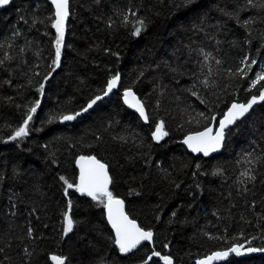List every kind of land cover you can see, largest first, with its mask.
<instances>
[{
	"label": "trees",
	"instance_id": "16d2710c",
	"mask_svg": "<svg viewBox=\"0 0 264 264\" xmlns=\"http://www.w3.org/2000/svg\"><path fill=\"white\" fill-rule=\"evenodd\" d=\"M262 2L69 0L58 66L46 0H16L4 10L0 264H54L52 255L65 264H143L153 251L173 264H196L216 252H228L221 264H264V101L226 132L219 155L193 157L180 144L264 90V81L251 87L264 72ZM138 19L144 27L133 35ZM245 57L256 61L250 70L241 63ZM241 68L247 75L237 73ZM127 89L147 120L126 106ZM96 96L102 99L82 111ZM28 115V134L10 139ZM160 123L168 134L156 141ZM81 156L107 166L109 191L130 219L153 232L151 244L122 256L103 204L75 188L65 195L60 178L77 183ZM248 169L255 179L241 175ZM65 212L74 221L67 235ZM241 245L239 255L230 251ZM156 258L149 264H163Z\"/></svg>",
	"mask_w": 264,
	"mask_h": 264
},
{
	"label": "snow or ice",
	"instance_id": "6c2138e0",
	"mask_svg": "<svg viewBox=\"0 0 264 264\" xmlns=\"http://www.w3.org/2000/svg\"><path fill=\"white\" fill-rule=\"evenodd\" d=\"M52 4L55 7V20L52 24V27L56 29V55L54 64L59 65L60 56H61V46L63 43L64 36V23L66 18L69 15V0H51ZM10 3V0H0V6H5ZM249 4H252V0H248ZM260 7L264 8V2L261 3ZM131 16L135 17L136 13L132 12ZM125 23L129 21V17H124ZM251 21H245L247 25ZM136 25L134 27L133 35H139L144 27L143 20H136ZM18 34V33H17ZM207 55H205V61H207ZM2 63V61H0ZM216 63H220V61H216ZM242 64H246L248 70L251 69V65L255 64V60L249 61L248 57H245L244 60L241 61ZM238 74L247 75V72L244 68L237 69ZM119 80V75L112 77L107 82V90L104 92V95H108L109 92L117 85ZM261 81H264V72H260L256 74L254 80L251 81V87H255ZM202 83L207 86L208 81L204 80ZM43 89V85H41V89ZM194 95L196 93H193ZM101 96H96L95 99L91 100L87 107L82 109V111L86 112L88 109L92 108L94 104L98 100H101ZM124 101L129 107L135 108L140 116L147 120V116L145 115L144 107L140 103L139 100L136 99L134 93L131 89H127L124 92ZM258 101H264V90H261L259 96H253L251 100H249L246 104L241 103H233L228 111L224 114L223 119L219 121V127L215 130L212 127H206L204 131L197 132L193 135H189L185 138L183 143L188 145V147L193 152H203L205 156L209 155L210 152L217 151L223 144L225 139V129L235 123L236 120L243 117L248 111L252 108V106ZM204 102L203 100L201 101ZM38 103V102H37ZM31 113L36 112V108L33 107L30 109ZM75 115H80V113H76ZM203 116V113L199 114ZM75 116L66 115L63 116V120H73ZM32 119V115H28V118L24 121L23 126L17 128L15 130V134L10 137V139H17L24 137L28 134L27 125L28 122ZM215 120V117H212ZM168 133L164 131L163 123L157 124L156 130L153 133V139L156 141L161 140ZM251 156V154H248ZM253 161L249 160L248 163H252ZM77 165L80 168L79 182L78 183H69L64 177L60 179L64 181L67 185L65 188V195L68 194V189L75 188L77 192H80L82 195H87L91 197L94 201H99L103 204L104 208L107 210L108 221L111 224L112 228L115 231V241L114 243L118 246L119 251L122 254H126L136 249L138 245H140L143 241L151 242L153 239V232L150 230H144L140 226L137 225L135 220L129 219V217L124 212V203L122 200L117 199L113 196L112 192L109 191L108 185L111 183V179L107 172V166L104 163H101L94 156H81L77 160ZM219 171V170H217ZM243 177L247 179H255L253 175H251V169H248L241 173ZM243 183V181H241ZM71 201H69V210L71 209ZM74 221L68 212L64 213V228L63 232L67 235L73 229ZM32 230L29 229V235L31 236ZM167 247V245H165ZM243 246H238L230 249L231 252H235L237 255L240 254V249ZM248 251H256L255 248H248ZM228 255V252H216L211 256L203 260L197 261V264H211V261L214 259H218L221 257H225ZM153 257H159L163 264H173L172 259L167 255H161L159 252L153 251L151 255L147 257L146 260L143 261V264H149V261L152 260ZM50 259L54 262V264H65V258L62 256L52 255Z\"/></svg>",
	"mask_w": 264,
	"mask_h": 264
},
{
	"label": "water",
	"instance_id": "95a60500",
	"mask_svg": "<svg viewBox=\"0 0 264 264\" xmlns=\"http://www.w3.org/2000/svg\"><path fill=\"white\" fill-rule=\"evenodd\" d=\"M16 0H10V3L8 4V5H5V6H0V14L4 11V10H6V9H8L10 6H11V4L13 3V2H15ZM46 2L51 6V8L53 9V14H54V20H55V7H54V5L52 4V2H51V0H46ZM68 8H69V11H70V6L68 5ZM69 18H70V13H69V15H68V17L66 18V20H65V23H64V34H65V31H66V28H67V24H68V20H69ZM52 29H53V31L56 33V29L54 28V27H52ZM57 34V33H56ZM137 99V98H136ZM138 100V99H137ZM126 104V103H125ZM126 106L130 109V110H132V111H135V112H138L135 108H133V107H129V105L128 104H126ZM228 111V110H227ZM226 111V112H227ZM225 112V113H226ZM224 113V114H225ZM224 114H223V116L220 118V119H218V121L217 122H212L211 124H210V126L209 127H212L214 130L216 129V128H218L219 127V121L221 120V119H223V117H224ZM242 118V117H241ZM240 118V119H241ZM240 119H238V120H236L235 121V123H233L232 125H230V126H228L226 129H225V135H226V132L229 130V129H231ZM202 131H204V130H202ZM201 132V131H200ZM193 134H195V133H192V134H188L187 136H189V135H193ZM186 136V137H187ZM186 137H184L181 141H180V144L186 149V151L190 154V155H192L193 157H201V158H204V159H210V158H212V157H214V156H217V155H219L220 153H222V151H223V148H224V143H225V139H224V141H223V144H222V146L217 150V151H214V152H210L209 153V155H207V156H205L204 154H203V152H193L189 147H188V145H186L185 143H183V141L185 140V138ZM86 157H88V156H86ZM79 159V157L76 159V161H75V168H76V171H77V174H78V177H77V183L79 182V175H80V168H79V166L77 165V160ZM107 172H108V170H107ZM109 175V174H108ZM108 189H109V185H108ZM76 191V190H75ZM76 193L79 195V196H81V197H85V198H88V199H90V200H92L91 199V197H89V196H87V195H82L80 192H77L76 191ZM118 199V198H117ZM124 210V212H125V209H123ZM104 212H105V218H106V221H107V224H108V226H109V228H110V230H111V232H112V234H113V237H114V240H115V231H114V229L112 228V226H111V224L109 223V221H108V216H107V210L104 208ZM126 214V213H125ZM130 219V218H129ZM138 225V224H137ZM144 243H149V244H151L152 243V241L151 242H149V241H143L140 245H138L137 246V248L136 249H134V250H132L131 252H129V253H126V254H122L120 251V254L122 255V256H126V255H128V254H131V253H133V252H135L142 244H144ZM117 246V245H116ZM117 248H118V246H117ZM118 250H119V248H118ZM211 256V255H210ZM208 257V256H207ZM207 257H205V258H207ZM205 258H203V259H205ZM157 260H161L159 257H157L156 258ZM203 259H201V260H203ZM227 259V256H225V257H221V258H218V259H214V260H212L211 261V264H221V263H223L225 260ZM196 264H197V262H196Z\"/></svg>",
	"mask_w": 264,
	"mask_h": 264
},
{
	"label": "rangeland",
	"instance_id": "374dc122",
	"mask_svg": "<svg viewBox=\"0 0 264 264\" xmlns=\"http://www.w3.org/2000/svg\"><path fill=\"white\" fill-rule=\"evenodd\" d=\"M108 94H110V92L108 93ZM107 95H105V97H106ZM235 253V252H234Z\"/></svg>",
	"mask_w": 264,
	"mask_h": 264
}]
</instances>
